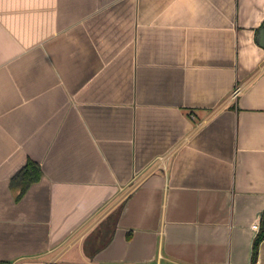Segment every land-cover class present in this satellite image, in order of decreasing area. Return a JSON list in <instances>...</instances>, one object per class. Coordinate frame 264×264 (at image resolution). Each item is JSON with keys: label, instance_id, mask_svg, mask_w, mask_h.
<instances>
[{"label": "crops", "instance_id": "obj_1", "mask_svg": "<svg viewBox=\"0 0 264 264\" xmlns=\"http://www.w3.org/2000/svg\"><path fill=\"white\" fill-rule=\"evenodd\" d=\"M263 21L0 0V264H264Z\"/></svg>", "mask_w": 264, "mask_h": 264}, {"label": "trees", "instance_id": "obj_2", "mask_svg": "<svg viewBox=\"0 0 264 264\" xmlns=\"http://www.w3.org/2000/svg\"><path fill=\"white\" fill-rule=\"evenodd\" d=\"M264 25V21L262 23V26ZM32 168L30 170H28V172H26V177H23L24 178V183H28L32 180H36L39 176H40V170L39 168L34 165V166H31ZM258 237H256L255 239V242H254V253L257 254V250H258V245L261 241V239L263 238L264 236V229H262L258 235Z\"/></svg>", "mask_w": 264, "mask_h": 264}, {"label": "built area", "instance_id": "obj_3", "mask_svg": "<svg viewBox=\"0 0 264 264\" xmlns=\"http://www.w3.org/2000/svg\"><path fill=\"white\" fill-rule=\"evenodd\" d=\"M240 89H241V86H237V87L234 89V91H233L234 96H236V95L239 93ZM252 227L255 228V229H258V228H259V221H255V222L252 224Z\"/></svg>", "mask_w": 264, "mask_h": 264}, {"label": "water", "instance_id": "obj_4", "mask_svg": "<svg viewBox=\"0 0 264 264\" xmlns=\"http://www.w3.org/2000/svg\"><path fill=\"white\" fill-rule=\"evenodd\" d=\"M259 41L262 45H264V25L259 30Z\"/></svg>", "mask_w": 264, "mask_h": 264}]
</instances>
